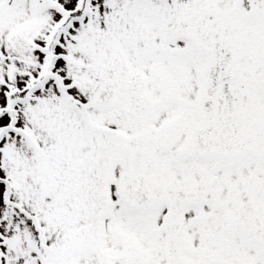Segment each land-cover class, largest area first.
Segmentation results:
<instances>
[{
    "label": "snow or ice",
    "instance_id": "obj_1",
    "mask_svg": "<svg viewBox=\"0 0 264 264\" xmlns=\"http://www.w3.org/2000/svg\"><path fill=\"white\" fill-rule=\"evenodd\" d=\"M0 264H264V0H0Z\"/></svg>",
    "mask_w": 264,
    "mask_h": 264
}]
</instances>
